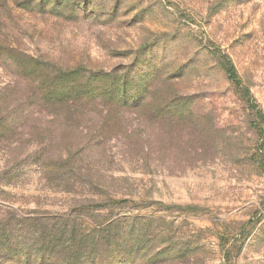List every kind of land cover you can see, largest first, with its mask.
<instances>
[{
	"label": "rangeland",
	"instance_id": "obj_1",
	"mask_svg": "<svg viewBox=\"0 0 264 264\" xmlns=\"http://www.w3.org/2000/svg\"><path fill=\"white\" fill-rule=\"evenodd\" d=\"M34 62L127 79L138 109L98 98L52 114L35 95L48 67ZM7 113L0 176L18 155L79 151L115 199L175 206L176 239L203 250L168 264H264V0H0V118ZM23 170L24 183L0 180V264H22L14 211L71 205L47 189L43 162ZM143 207L124 213L162 215Z\"/></svg>",
	"mask_w": 264,
	"mask_h": 264
},
{
	"label": "trees",
	"instance_id": "obj_2",
	"mask_svg": "<svg viewBox=\"0 0 264 264\" xmlns=\"http://www.w3.org/2000/svg\"><path fill=\"white\" fill-rule=\"evenodd\" d=\"M33 67L35 70L48 67L38 79L39 84L36 82L35 95L42 101V109L52 114L61 112L72 116L77 111V104L98 98H105L118 108L138 109V103L129 105L127 79H118L113 73H91L82 66L63 70L40 62H34ZM225 72L229 81L238 82L231 63L226 65ZM120 83L122 86L118 90L122 89L118 92ZM9 116L7 113L0 118V124ZM30 160L36 164L43 162L47 189L67 196L71 205L66 212L56 215L35 211L23 216L14 211L18 233L14 247L21 253L19 263L168 264L196 258L203 250L188 246L182 238L176 239L173 224L167 220L175 206L159 201L141 203V198L136 201L132 195L115 199L106 187L95 181L91 171H84L86 159L79 151L69 152L66 157L29 155L23 158L18 155L13 167L4 171L0 180L6 181L8 186L23 182V167ZM141 204L143 208L158 206L162 215L124 213L126 209L141 211ZM196 210L192 207L183 209ZM182 244H185L184 248L177 249ZM20 248H25L26 252Z\"/></svg>",
	"mask_w": 264,
	"mask_h": 264
}]
</instances>
